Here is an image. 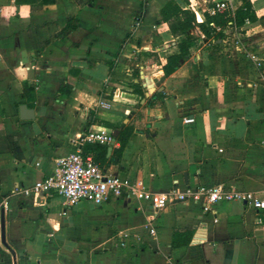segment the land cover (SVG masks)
<instances>
[{"label":"crops","instance_id":"0c3cea01","mask_svg":"<svg viewBox=\"0 0 264 264\" xmlns=\"http://www.w3.org/2000/svg\"><path fill=\"white\" fill-rule=\"evenodd\" d=\"M170 1L0 0V264H264V214L248 203H174L160 210L156 237L145 230L142 190L224 185L264 198V0H250L258 19L241 27L207 18L241 0H173L211 37L190 31V55L167 77L163 65L187 39L160 21ZM101 121L132 130L123 149L118 137L101 145L98 164L136 194L67 207L56 193L16 191L43 182Z\"/></svg>","mask_w":264,"mask_h":264},{"label":"built area","instance_id":"2783aa9c","mask_svg":"<svg viewBox=\"0 0 264 264\" xmlns=\"http://www.w3.org/2000/svg\"><path fill=\"white\" fill-rule=\"evenodd\" d=\"M228 9L226 3L217 5L213 14ZM195 119L188 117L186 124H193ZM114 143L112 131L104 127L89 129L76 143V151L55 162L52 173L41 183L30 187L16 189L24 197H36L56 193L63 197L67 207H74L80 202H87L96 207L106 204L111 197L124 194H136L137 187L131 179L107 175L94 161L92 156H85L83 148L87 144L109 146ZM264 176V164L262 167ZM140 198L152 209L146 232L151 237L157 236L155 223L160 210L174 203H195L204 212L223 201H241L248 203L253 209L263 211L264 198L255 193L228 188L224 185L188 187L184 190L173 189L168 194H153L142 190Z\"/></svg>","mask_w":264,"mask_h":264},{"label":"trees","instance_id":"16d2710c","mask_svg":"<svg viewBox=\"0 0 264 264\" xmlns=\"http://www.w3.org/2000/svg\"><path fill=\"white\" fill-rule=\"evenodd\" d=\"M95 0H92V3ZM56 0H16L17 4H28L35 5L40 4L41 6L46 4H54ZM161 19L160 21L169 25L171 33L175 37L185 36L187 39L183 43L178 45L179 53L171 56L167 63L163 65V70L167 77L171 76L180 66V62L187 58L190 55L189 45L196 40L194 35L190 34L192 30H199L205 38H210L211 33L208 28L197 21L195 13L190 9H183L175 1H170L160 12ZM208 21L215 24V26H237L241 27L245 24L246 21L255 22L258 17L252 6L250 0H241L240 6L232 12L217 13L214 16L207 15ZM136 77L139 78V73L137 72ZM134 93L145 97V90L143 89L141 83L133 84ZM104 127L114 130L120 129V134L118 136V142L121 145V149L127 144L132 130L129 127H116L113 124L101 121ZM107 149L104 146L97 144H87L83 148V154L85 156H92L94 161L98 164L99 157L102 156L105 158ZM99 165V164H98ZM100 166V165H99ZM179 235H176L174 238V247L188 245L191 241L192 234H188V237L184 240L179 241Z\"/></svg>","mask_w":264,"mask_h":264},{"label":"water","instance_id":"95a60500","mask_svg":"<svg viewBox=\"0 0 264 264\" xmlns=\"http://www.w3.org/2000/svg\"><path fill=\"white\" fill-rule=\"evenodd\" d=\"M118 134H119V132L118 131H114V133H113V136H114V142L116 141V138L118 137ZM113 145V144H112ZM111 151H112V146H110L109 148H108V152H109V154L111 153ZM0 217H1V235H2V243L4 244V245H6V233H5V215H4V211H1V213H0Z\"/></svg>","mask_w":264,"mask_h":264}]
</instances>
